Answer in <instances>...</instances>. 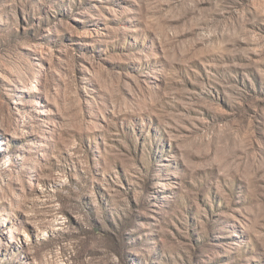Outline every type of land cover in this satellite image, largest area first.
Returning <instances> with one entry per match:
<instances>
[{"label":"rangeland","instance_id":"374dc122","mask_svg":"<svg viewBox=\"0 0 264 264\" xmlns=\"http://www.w3.org/2000/svg\"><path fill=\"white\" fill-rule=\"evenodd\" d=\"M0 264H264V0H0Z\"/></svg>","mask_w":264,"mask_h":264}]
</instances>
